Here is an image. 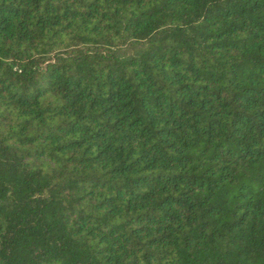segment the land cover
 Instances as JSON below:
<instances>
[{
    "label": "trees",
    "instance_id": "16d2710c",
    "mask_svg": "<svg viewBox=\"0 0 264 264\" xmlns=\"http://www.w3.org/2000/svg\"><path fill=\"white\" fill-rule=\"evenodd\" d=\"M0 264H264V0H0Z\"/></svg>",
    "mask_w": 264,
    "mask_h": 264
}]
</instances>
